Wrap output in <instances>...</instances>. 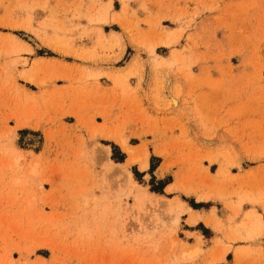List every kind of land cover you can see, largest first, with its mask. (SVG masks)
Returning a JSON list of instances; mask_svg holds the SVG:
<instances>
[{"label":"rangeland","instance_id":"rangeland-1","mask_svg":"<svg viewBox=\"0 0 264 264\" xmlns=\"http://www.w3.org/2000/svg\"><path fill=\"white\" fill-rule=\"evenodd\" d=\"M0 264H264V0H0Z\"/></svg>","mask_w":264,"mask_h":264},{"label":"bare ground","instance_id":"bare-ground-1","mask_svg":"<svg viewBox=\"0 0 264 264\" xmlns=\"http://www.w3.org/2000/svg\"><path fill=\"white\" fill-rule=\"evenodd\" d=\"M172 102L174 103V104H177L178 103V101H177V99L175 98V97H172ZM121 143L124 145V146H126V144H125V141L124 140H121ZM108 147V146H107ZM106 147V148H107ZM105 148V149H106ZM108 149V152H110V150H109V147L107 148ZM138 160V158L137 157H135V156H131L130 158H129V160H128V162L129 163H134V162H136ZM139 162H140V168L141 169H146V168H148V166H149V159H148V155L147 154H145V155H143L141 158H140V160H138ZM168 190H171V187H168L167 188ZM189 212L191 211L190 210V208L187 206V208H186ZM177 213H179V212H181L180 211V209L178 210V211H176ZM200 217V214H199V212L196 214V215H193V214H190V218H189V223H191V224H195L196 222H197V220H198V218ZM178 217H177V215H175L174 216V218H173V222H172V226H175L176 227V225H177V223H178ZM202 249H201V247H197V248H195L194 250H192L190 253H189V255H191V254H193V253H197V252H199V251H201Z\"/></svg>","mask_w":264,"mask_h":264},{"label":"crops","instance_id":"crops-1","mask_svg":"<svg viewBox=\"0 0 264 264\" xmlns=\"http://www.w3.org/2000/svg\"><path fill=\"white\" fill-rule=\"evenodd\" d=\"M172 183V182H171ZM168 185V184H167ZM166 187L164 186V189H165ZM197 209H200V210H204L203 208H197ZM190 210H191V208H190ZM205 212V211H204ZM198 213V212H197Z\"/></svg>","mask_w":264,"mask_h":264},{"label":"trees","instance_id":"trees-1","mask_svg":"<svg viewBox=\"0 0 264 264\" xmlns=\"http://www.w3.org/2000/svg\"><path fill=\"white\" fill-rule=\"evenodd\" d=\"M124 161V160H123Z\"/></svg>","mask_w":264,"mask_h":264}]
</instances>
